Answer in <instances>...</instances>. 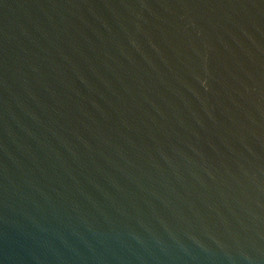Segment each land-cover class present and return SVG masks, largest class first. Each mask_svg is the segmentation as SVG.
Instances as JSON below:
<instances>
[{"label":"water","instance_id":"water-1","mask_svg":"<svg viewBox=\"0 0 264 264\" xmlns=\"http://www.w3.org/2000/svg\"><path fill=\"white\" fill-rule=\"evenodd\" d=\"M0 264H264V0H0Z\"/></svg>","mask_w":264,"mask_h":264}]
</instances>
